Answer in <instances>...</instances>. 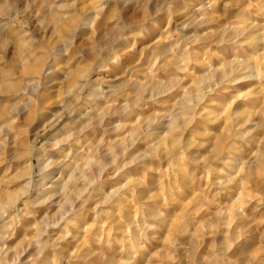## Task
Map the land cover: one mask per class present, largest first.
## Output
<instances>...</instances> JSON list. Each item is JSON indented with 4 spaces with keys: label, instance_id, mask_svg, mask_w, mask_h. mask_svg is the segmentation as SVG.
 I'll list each match as a JSON object with an SVG mask.
<instances>
[{
    "label": "clouds",
    "instance_id": "clouds-1",
    "mask_svg": "<svg viewBox=\"0 0 264 264\" xmlns=\"http://www.w3.org/2000/svg\"><path fill=\"white\" fill-rule=\"evenodd\" d=\"M118 3H134L136 9L125 17L115 8ZM191 3L192 0H24L20 8L19 0H0V145H6L7 136L14 134L20 116L34 107V100L41 98L46 81L39 69H33L38 45L47 47L48 55L55 60L73 49L78 33L91 34L79 46L84 54L77 51L72 57L79 58L81 65L69 70L75 81L72 87L84 93L83 98L90 103L108 97L112 88L126 78H115V70L121 67L123 52L132 42L147 41L145 59L157 70H165V75L171 73L173 82L180 80V73L187 74L189 65L203 71L212 59L223 62L225 68L243 69L234 75L210 69L203 77L206 86L194 97L195 103L186 113L181 117L170 111L161 118V130L167 127L172 136L167 149L152 135L149 124L141 133L153 140L148 150L105 175L106 169L115 164L114 154L109 150L105 156L109 164L98 171L90 170L83 185L78 183L80 152L76 134L69 132L42 142L37 136L30 145L36 159L34 171L29 169L27 183L17 197L23 198L25 209L15 206L17 199L4 204L0 208V227L7 223L9 207L15 216L9 228L23 218L29 206H51L60 200L63 211L52 218L50 234L40 233L44 238L34 237L28 247L21 249L18 255L30 252L23 264H137V257L147 251L146 246L168 225L169 210L183 193L180 183L168 177L177 174L194 177L195 170L202 171L201 179L211 176L201 190L202 201L208 208L210 231L200 235L185 231L189 237L185 244L173 236L150 264H262L259 258L264 257V232L260 234L259 252L242 249L239 254L234 253L251 225H237L230 236L224 233L223 239L216 241L217 234L226 226L225 218L232 213L215 202L240 178H253L257 168L264 175V152L258 150L241 159L254 134H264V104L251 114L233 113L234 126L226 139L214 141L207 129L219 119L212 111L214 98L234 89L241 81L255 78L254 72H248L252 57L245 49H259L264 56V0H225L223 18L216 11L218 0H200V7L186 12ZM109 6L110 12L105 11ZM33 20L41 32L51 29L54 35L60 31L64 35L56 43L37 40L33 35L36 28L26 30ZM129 71L139 74L140 69ZM258 87V93L249 90L239 93L237 98L264 96V78ZM158 95H135L133 99L124 96V102L113 114L130 118L137 110L158 103ZM5 99L7 103L3 102ZM243 115L247 118L240 122ZM253 116H258L259 121L253 122ZM197 121L201 122V130L186 136ZM165 164L167 169L163 167ZM144 173L160 176L166 187H161L159 181L150 185ZM233 211L228 226L235 218L244 217L243 206ZM87 213L114 224V233L107 239L100 235L93 237L95 250L80 242L69 252L62 244L70 242L69 237L78 238L79 232L73 236L70 229L77 227V217ZM204 236L211 239L206 248ZM114 243L119 245L118 255L111 252ZM48 252L52 254L50 258ZM180 252L183 255H178ZM11 264H18V258Z\"/></svg>",
    "mask_w": 264,
    "mask_h": 264
},
{
    "label": "rangeland",
    "instance_id": "rangeland-1",
    "mask_svg": "<svg viewBox=\"0 0 264 264\" xmlns=\"http://www.w3.org/2000/svg\"><path fill=\"white\" fill-rule=\"evenodd\" d=\"M224 2L225 0H218V3L216 5L217 14L221 16V18H223L225 13ZM198 4H200V0H192L190 7L185 11L187 12L191 11V9L197 8L198 6H200ZM23 6L24 0H19L18 7L22 8ZM111 7L112 6H109V9H106L105 11L110 12ZM115 8L120 11L121 15L129 17L135 11L136 5L134 3H118L115 5ZM164 25L165 27H167L168 25L167 17L164 18ZM34 28H36V31L33 33L35 39H43L46 43H56L64 35L63 31L57 32L54 35L51 29H49L47 32L39 31L36 26L35 20L31 21L26 30H32ZM90 35V33H78L74 37L73 49L70 50L67 55L55 60H53L48 55L47 47H45L44 45L37 46V50L35 51L37 64L33 65V69L40 70L41 78L43 81H46V83L43 85L41 90L42 98H40L39 100H34V107L22 114L19 118L18 124L14 126V134L7 136L6 145H0V206L6 201L7 197L11 195L18 197L19 191L23 188V185L27 183L29 169L31 168L34 171L36 159L35 153L30 150V145L37 136H40L42 142L44 139H50L53 136L64 135L68 132L75 133L76 136L79 135L77 136V139L80 143L78 147L80 146V150L82 153V155L80 154L78 165H83L84 162L87 161V158L91 159V161H93L94 163L96 162L97 165H107V160H103L101 158V155L109 152V150H113L118 142L128 137L130 129L129 127L132 124L142 125L143 123L148 122L150 119H155L153 127L161 126L160 117L162 118L166 113H169L170 111H176L174 110L177 109L176 103L180 98L184 96L185 93L183 87L184 83L190 84L195 79V77H197L196 75H199V72L201 71L198 70L199 68H193L190 65L187 69V74L180 73V77L182 79L180 78L179 81H176L174 85V87L176 88L173 87L167 94L165 93L158 95V103L149 104L148 106L137 110L130 118H121L114 115L113 113L116 111V108H118L124 102V96H129V99L134 98V91L137 83L145 82L146 80L151 78L163 82L164 84H168L170 81H174V76L171 73L165 75V70H157V68L154 67L152 63L148 62L145 59L144 44L147 41L143 43L138 41L132 42L126 46L123 52L121 67L115 70V78H126L122 79L121 83L112 88L111 92L109 93L110 95L103 99L105 100L104 102L103 100H99L98 102L90 104V102H87L83 98L84 93H78L77 90L72 87V84L75 82L74 77L69 76V70H75L81 65V61L79 58L73 59L72 57L76 56L77 51H79L81 55L84 54L82 48H80L79 46L81 44V41L85 38L90 37ZM133 43L135 44V47H133ZM213 48L214 49L212 50L215 51L216 48ZM206 50L207 49H204L202 51ZM246 50L247 48L245 49V51ZM251 50V48H248V54H253L255 57H258L260 50L253 49L252 52ZM10 54L11 50L9 51V55ZM257 60L258 61L256 64H258V66L255 69H262V72L259 73L258 76H255L254 79L241 81L242 83L240 82L236 84L234 89H229L227 92H224V94L222 93L221 95L214 98L215 105L212 111L217 117H220L216 120V123L214 125L207 129V131L212 134L214 141H216L221 134L226 133L224 130L225 122L223 117L228 113V111H235V109L238 107L240 110L242 109L241 111L245 109V111L247 110L246 112H249L251 114V112H255L256 109L261 106V104H264V96L260 95H252L247 98L241 96L237 98L239 92H248L252 87H254L251 89L253 93H257V91L259 92L258 86L261 83V78H264V64L261 60ZM217 62L219 63V61H216L215 59L209 60V66H216V64L218 65ZM137 67H139L140 69L139 74H136L135 71H129V69H135ZM203 71H201L200 73H202ZM45 73H47V75H45ZM145 74H147L148 76ZM165 80L166 82H164ZM134 82H136L135 85ZM181 86L183 88H181ZM237 86L240 88V90H238ZM233 93L234 95H238L233 96ZM45 98L48 101H46ZM3 102L7 103V100L5 99ZM40 102L44 103H42V107ZM104 103L110 109L109 112L100 119L98 117V113L102 109ZM222 103H225V105L222 106ZM256 103L257 105L255 106ZM113 105H115V107H112ZM220 105L222 106L223 110ZM94 106L95 108H97L96 110ZM70 107L81 108L82 112L76 119H74L73 115L71 116V114L68 113ZM88 109L90 111H88ZM218 110L222 111L219 112ZM0 113H2V110H0ZM158 117L159 120H156V118ZM252 118L255 121H259L258 116H253ZM89 119L94 120L93 122L95 123L90 125L88 124L89 126L85 130H83L82 132L79 131L80 126L86 123ZM240 119L241 117H239V120ZM99 124L103 125L100 126ZM200 130L201 122L197 121L193 129H191L189 133H186V136ZM151 132L155 139L159 140V134L157 132H154V130L152 129ZM257 134L260 138H258ZM254 135H256V137L253 136L247 146L244 147L242 159L246 158L247 155H250V153H253L254 151L257 152L259 150L261 152H264V147H262L264 134L257 132ZM131 140L132 139L125 140L127 145L126 151L124 152V154L121 153L119 155L118 160L111 166V168L106 169L105 175H108L110 172H112L117 167V165L125 164L133 156H136L137 153H143L148 150L150 145H153L152 139H149L142 135L136 137L134 141ZM87 144L91 147L87 146ZM88 149L90 150L88 151ZM163 167L164 169H167L166 164L163 165ZM130 170L133 172L136 171L135 169ZM192 171L194 170L189 169V172ZM58 174L59 173H57V175ZM144 175L150 185L156 184L159 181L161 182V187H166V183L160 176L153 173H144ZM202 176V171L195 170L194 177L191 175L184 176L180 174H177L175 177H168V179H175L178 183H180L183 189V193L181 196L177 197V203L173 204L169 210L168 225L158 235V238L156 240H153L150 245L146 246L147 251L141 253L137 257V264H150V261L159 254L160 249H162L167 243H169L173 236H177L179 242L181 244H185L187 243V240L189 238L187 234H184L185 231H187V233H194L197 235L210 231L209 225L207 223L208 208L202 201L201 190L208 183V180L211 179V176L201 179L200 177ZM78 183L81 184L80 182ZM110 183L111 182L109 181L108 184ZM18 201L20 204H17L16 207L24 210L25 204H23V198H19ZM215 203L219 206H226L227 210L232 213V215H229L225 218L226 226L223 229V232L217 234L216 241L219 242L220 240H222L224 233H227L230 236L232 233V229L237 225L241 227H247L248 225H251V227L248 229L247 236L242 238L239 246L234 249V253L239 254L240 250L242 249L259 252L261 244L260 234L261 232H264V222H262L264 221V175L261 174V171L256 172L253 178H240L237 183L230 188L229 191L221 194L217 198ZM238 206H243L244 217L235 218L233 220V224L231 226H228L227 220L233 219V210ZM56 210L57 205L55 204H52L51 206L42 205L36 208L29 206L26 209V213L23 218L18 220L17 224L14 227L9 228L8 225L11 224L12 220L15 218V216H13L14 214L12 212V209H10L8 215L9 217L7 218V226L0 227V229L2 228L0 230V249L5 248L9 250L10 253L8 257H12L13 255H16L19 251H21V249L28 247L29 242L34 237L44 238L39 236L40 232L38 231H44L46 228H48L49 233H51V220ZM75 224L77 227L75 229H70V231H72L73 236H76L77 232H79L78 238L73 240L71 237H69L70 242H65L64 244H62V247L68 248L69 252H71L80 242H83L85 246L91 247L93 250H95L96 245L93 243V237L100 235L104 239H107L114 233L115 228L114 224L108 223L104 219L98 220L94 216V214L91 213L82 214L77 217L75 219ZM4 230L6 232H4ZM57 234L59 233L57 232ZM87 236H91V238L88 240ZM210 242V237L204 236L205 248L210 244ZM119 251V245L115 243L112 244V254L118 255ZM3 252L5 251H2V253ZM29 254L30 252H25L23 255H21L18 260V264H23V262L27 261ZM51 255V252H48L47 258H50ZM178 255H183V253L180 252L178 253ZM259 259L261 260L262 264H264V258L260 257ZM7 264H11V261L7 262Z\"/></svg>",
    "mask_w": 264,
    "mask_h": 264
},
{
    "label": "bare ground",
    "instance_id": "bare-ground-1",
    "mask_svg": "<svg viewBox=\"0 0 264 264\" xmlns=\"http://www.w3.org/2000/svg\"><path fill=\"white\" fill-rule=\"evenodd\" d=\"M198 5H200V4H198ZM198 7H200V6H198ZM197 7V8H198ZM168 26V25H167ZM214 49V48H213ZM252 50H253V48H251ZM247 50H248V48H247ZM247 50H246V52H247ZM252 50H251V52H252ZM258 50V49H257ZM250 52V51H249ZM248 53V52H247ZM257 53H258V51H257ZM253 54H251L250 56H252ZM254 56V55H253ZM252 56V67L251 68H249L248 69V72L249 73H255V76H258V74L259 73H261L262 72V69H260V70H256L255 68L258 66V64H256L257 63V59H259V60H261L262 61V63L264 64V56H261V54H260V51H259V54H258V57L256 56H254L253 57ZM203 58V57H202ZM138 62V61H137ZM218 63V62H217ZM37 64V63H36ZM190 66V65H189ZM209 66V65H208ZM211 66V65H210ZM208 67V68H204L203 70V72L202 73H200L201 71H200V69H198L200 72H199V75H196L197 77H202V79L201 80H197L196 79V77H195V79L190 83V84H185L184 83V85H183V87H184V90H185V93H184V96L182 97V98H180L178 101H177V109H174V110H176L175 111V115L176 116H183L185 113H186V111H187V108L188 107H190L193 103H195V99H194V97L197 95V94H199V93H201L202 91H203V89H204V87L206 86V81H205V79H203V77H204V73H207L210 69H217V70H219V71H223V72H225V73H229V72H231L233 75L235 74V72L236 71H243V69H241V68H238V67H236V66H233V67H230V68H225L224 67V65H223V62H219L218 63V65L216 64V66H211V67ZM264 66V65H263ZM192 67V66H191ZM189 68V67H188ZM192 70H193V68H192ZM197 70V71H198ZM47 72H49V71H47ZM43 74V73H42ZM196 74V73H195ZM198 74V73H197ZM148 76V75H147ZM187 76V75H186ZM47 79V78H46ZM182 79V78H181ZM168 80V79H167ZM191 80H192V78H191ZM249 80V79H248ZM260 80V79H259ZM173 81V80H172ZM172 81H170L168 84H164L163 82H160V81H157V80H154V79H151V78H149L148 80H146L145 82H139V83H137L136 84V88H135V91H134V94L135 95H150V94H156V93H158L159 95L160 94H167L173 87H174V85H175V83L176 82H172ZM258 81V80H257ZM49 82V81H48ZM164 82H166V80L164 81ZM135 83L136 82H134V85H135ZM186 83H187V81H186ZM242 83V82H241ZM253 83V82H252ZM179 84V83H178ZM181 84V83H180ZM182 85V84H181ZM177 86V85H176ZM180 87V86H179ZM182 86H181V88H183ZM238 87V86H237ZM244 87H245V85H244ZM174 88H176V87H174ZM242 88V87H241ZM252 88H254V87H252ZM251 88V89H252ZM237 89V88H236ZM250 89V90H251ZM238 90H240V88L238 87ZM246 91V90H245ZM172 92H174V91H172ZM256 92V91H255ZM240 93V92H239ZM238 93V94H239ZM257 93H258V91H257ZM170 94V93H169ZM224 94V93H223ZM238 94H235L234 95V93H233V96H236V95H238ZM110 95V94H109ZM183 95V94H182ZM112 96V95H111ZM122 96V95H121ZM162 96V95H161ZM238 97V96H237ZM42 98V97H41ZM232 98V97H231ZM257 98V97H256ZM46 99V98H45ZM237 99V98H236ZM81 100V99H80ZM233 100H235V99H233ZM262 100V99H261ZM41 101V100H40ZM46 101H48L47 99H46ZM46 101H45V104H46ZM85 101V100H84ZM99 101V100H98ZM98 101H96V102H98ZM101 101V100H100ZM105 100H103V102H104ZM64 102H65V100H64ZM82 102V101H81ZM228 102V101H227ZM258 102V101H257ZM260 102V101H259ZM41 103V102H40ZM43 103V102H42ZM42 103H41V107H42ZM95 103V102H94ZM101 103V102H100ZM111 103V102H110ZM120 103V102H119ZM232 103V102H231ZM38 104V103H37ZM44 104V103H43ZM90 104H92V103H90ZM99 104V103H98ZM246 104V103H245ZM245 104H243V105H245ZM86 105H88V104H86ZM96 105V104H95ZM103 105V104H102ZM222 106L223 105H225V103H222L221 104ZM220 105V106H221ZM242 105V106H243ZM257 105V103L255 104V106ZM44 106V105H43ZM81 106V105H80ZM85 106V105H84ZM92 106V105H91ZM222 106H221V108H222ZM41 107H39V108H41ZM62 107V106H61ZM236 107V106H235ZM240 107V106H239ZM83 108V107H82ZM94 108H95V106H94ZM97 108H95V110H96ZM109 109L110 108H108V106H106V104L104 103V105L102 106V109L99 111V113H98V117L101 119V118H103L104 116H105V114H107L108 112H109ZM117 109V108H116ZM234 109V108H233ZM247 109V108H246ZM41 110V109H40ZM94 110V109H93ZM222 110H223V108H222ZM222 110H220V111H222ZM242 110V109H241ZM238 107L235 109V111H233V110H231V111H228V113L223 117V119H224V122H225V125H224V130H225V132L226 133H224V134H221L218 138L219 139H221V140H223V139H226L229 135H230V132H231V129H232V127L234 126V121H233V119H232V116H233V113H243V114H250L249 112H246L245 111V109L243 110V111H241ZM87 111V110H86ZM88 111H90L89 109H88ZM219 111V110H218ZM217 111V112H218ZM219 111V112H220ZM248 111H249V109H248ZM81 108H78V107H70V109L68 110V113L69 114H71V116L73 115V117H74V119H76L80 114H81ZM225 112V111H224ZM86 113V112H85ZM252 113V112H251ZM68 114V115H69ZM220 114V113H219ZM85 115V114H84ZM93 115V114H92ZM220 117V116H219ZM72 118V117H71ZM83 118V117H82ZM88 118V117H87ZM91 118V117H90ZM175 118V117H174ZM245 118H247V116L246 115H243V116H241V119H240V122H243V119H245ZM159 120V117L158 118H156V120ZM160 119H161V117H160ZM80 120V119H79ZM222 120V119H221ZM81 121V120H80ZM80 121H78V122H80ZM94 120H88L86 123H84V124H82L81 126H80V129H79V131H81V129L83 128V130H85L86 128H84V125H90V124H93V123H95V122H93ZM106 121V120H105ZM128 121V120H127ZM154 121H155V119L154 120H152V119H150L148 122H146V123H143L142 125H139V124H132L129 128V136L128 137H126L124 140H122V141H120V142H118L117 144H116V147L113 149V150H111V153L112 154H114L113 155V159L115 160V162L118 160V157H119V155L121 154V153H123L124 154V152L126 151V148H127V145H126V142H125V140H127V139H132L133 141L135 140V138L136 137H138V136H140L141 135V133L143 132V130L145 129V127L146 126H148L149 124H151V129L152 130H154V132H157L158 134H159V140H161V147H163V148H165V149H167L168 147H169V144H170V141H171V139H172V136L171 135H169L168 134V129H167V127H164L163 128V130H161V126H158V127H153L154 126ZM252 121L253 122H258V121H255V120H253V118H252ZM129 122V121H128ZM127 122V123H128ZM100 123H101V121H100ZM79 124V123H78ZM119 124V123H118ZM100 125V124H99ZM101 125H103V124H101ZM100 125V126H101ZM107 125V124H106ZM97 126V125H96ZM121 127V126H120ZM95 128H97V127H95ZM82 132V131H81ZM69 133V132H68ZM83 133H86V132H83ZM77 136H79V135H77ZM255 137H256V135H254ZM257 136H258V134H257ZM82 138V137H81ZM85 138V137H84ZM134 138V139H133ZM258 138H260L259 136H258ZM81 140V139H80ZM84 140V139H83ZM131 140V141H132ZM256 140V139H255ZM261 141V140H260ZM99 142V141H98ZM257 142H258V139H257ZM85 143V142H84ZM80 144V143H79ZM92 144V143H91ZM255 144V143H254ZM85 145V144H84ZM83 145V146H84ZM87 146H90V145H88L87 144ZM258 146V145H257ZM91 147V146H90ZM94 147V146H93ZM92 147V148H93ZM84 148V147H83ZM117 149H119L118 151H117ZM90 149H88V151H89ZM77 151L78 152H80V154L82 155V153H81V150H80V146L79 147H77ZM87 151V150H86ZM85 151V152H86ZM255 152V151H254ZM106 154H108V152L107 153H105V154H103V155H101V158L103 159V160H107V159H105V156H106ZM251 154V153H250ZM249 155H247L246 156V158L248 157ZM244 157V156H243ZM241 159H242V157H241ZM107 163L109 164V161L107 160ZM119 165H123V164H119ZM78 167H79V175H80V180L78 181V182H80L81 183V185H83V184H85L87 181H88V179H89V172H90V170H96V171H98L99 169H100V167H101V165H97V163L95 162H93V161H91V159H88L87 158V161H85L84 162V164L83 165H78ZM117 168V167H116ZM116 168L113 170V171H115L116 170ZM258 171H261L259 168H257V170H256V172H258ZM59 175V174H58ZM241 181V180H240ZM235 188V187H234ZM240 191V190H239ZM236 192H237V188H236ZM240 193V192H239ZM230 194V193H229ZM13 199H17V197L16 196H9V197H7V199H6V201L3 203V204H1V206H0V208H2V206L4 205V204H11V201L13 200ZM17 204H20L19 203V201H18V199H17V202H16V205L15 206H17ZM24 204V203H23ZM53 204H55V205H57V210H56V212L54 213V215L52 216V218H54V217H57L58 215H60V213L63 211V209H62V207H61V201L60 200H56ZM20 206H22V205H20ZM11 208L9 207L8 209H7V211H8V215H9V210H10ZM26 213V212H25ZM30 213V212H29ZM25 215V214H24ZM14 216V215H13ZM9 216H7L6 217V219L8 218ZM30 217V216H29ZM11 220V219H10ZM52 221V220H51ZM50 222V221H49ZM27 225V224H26ZM3 226H7V223H5ZM49 227V226H48ZM41 228V227H40ZM2 229V228H1ZM0 229V230H1ZM4 232H6L5 230H4ZM38 232H40V233H49V230H48V228H46L44 231H41V230H39ZM4 234V233H3ZM38 234V233H37ZM50 234V233H49ZM94 235V234H93ZM93 235H91V236H93ZM91 236H87L88 237V240L91 238ZM86 237V238H87ZM161 237V236H160ZM160 239V238H159ZM1 241V240H0ZM22 241V240H21ZM29 242V241H28ZM3 243V242H2ZM4 244V243H3ZM90 246V245H89ZM10 248V247H9ZM19 248V247H18ZM17 248V249H18ZM5 249V248H4ZM9 253H10V251L8 250V251H6V252H3L2 253V251H0V264H5L6 262H10V261H12L14 258H18V260H19V258H20V256L21 255H18V253H20V251L16 254V255H13L12 257H8L9 256ZM144 253V252H143ZM2 254H4V255H2ZM149 254V253H148ZM264 258V257H263ZM148 261V260H147ZM262 261H263V259H262ZM145 264V263H144Z\"/></svg>",
    "mask_w": 264,
    "mask_h": 264
}]
</instances>
